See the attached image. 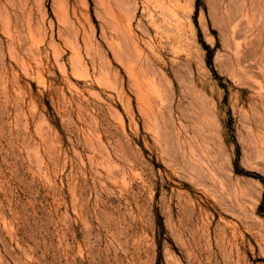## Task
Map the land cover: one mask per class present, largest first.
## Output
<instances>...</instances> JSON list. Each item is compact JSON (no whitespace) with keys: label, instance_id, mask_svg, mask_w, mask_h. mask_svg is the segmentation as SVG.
<instances>
[{"label":"rangeland","instance_id":"1","mask_svg":"<svg viewBox=\"0 0 264 264\" xmlns=\"http://www.w3.org/2000/svg\"><path fill=\"white\" fill-rule=\"evenodd\" d=\"M0 264H264V0H0Z\"/></svg>","mask_w":264,"mask_h":264},{"label":"bare ground","instance_id":"2","mask_svg":"<svg viewBox=\"0 0 264 264\" xmlns=\"http://www.w3.org/2000/svg\"><path fill=\"white\" fill-rule=\"evenodd\" d=\"M245 5H246V4H245ZM248 7H249V6H248ZM250 8H251V7H250ZM246 12H247V11H246ZM250 12H251V11H250ZM249 34H250V33H249ZM4 43H5V42H4ZM126 49H127L126 45H125V46H122L121 53L126 55V53H127ZM115 53H116V55L119 57L117 50H115Z\"/></svg>","mask_w":264,"mask_h":264},{"label":"trees","instance_id":"3","mask_svg":"<svg viewBox=\"0 0 264 264\" xmlns=\"http://www.w3.org/2000/svg\"><path fill=\"white\" fill-rule=\"evenodd\" d=\"M208 47V45H206Z\"/></svg>","mask_w":264,"mask_h":264}]
</instances>
